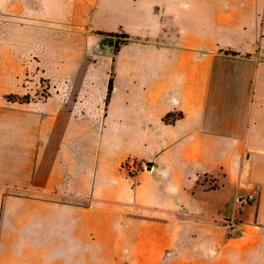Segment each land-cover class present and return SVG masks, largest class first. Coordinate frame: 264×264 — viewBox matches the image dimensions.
<instances>
[{
  "label": "crops",
  "instance_id": "crops-1",
  "mask_svg": "<svg viewBox=\"0 0 264 264\" xmlns=\"http://www.w3.org/2000/svg\"><path fill=\"white\" fill-rule=\"evenodd\" d=\"M193 222L264 264V0H0V264Z\"/></svg>",
  "mask_w": 264,
  "mask_h": 264
},
{
  "label": "rangeland",
  "instance_id": "rangeland-1",
  "mask_svg": "<svg viewBox=\"0 0 264 264\" xmlns=\"http://www.w3.org/2000/svg\"><path fill=\"white\" fill-rule=\"evenodd\" d=\"M46 92L47 87L43 84V89L40 92L42 98L47 96ZM136 214L134 216L139 219L142 225L147 222L150 224L160 223L158 220L144 219L142 215ZM178 218L177 215V220ZM229 224H232V221L216 224L214 232L219 233L223 225ZM192 225H195V222L190 223L183 231L184 236L180 237L181 229L178 224H175L172 227L171 241H168L163 231L158 229L155 230L154 237L142 233L138 237L127 226L123 230L120 243L109 242L107 257L102 260L93 258V264H212L211 253H205L211 251V243L205 241L201 243L194 239L198 228ZM143 229L140 226L139 230L143 231ZM208 230L205 232L206 234L212 231L211 227H208ZM255 231L257 232V229ZM137 237L139 240H136Z\"/></svg>",
  "mask_w": 264,
  "mask_h": 264
},
{
  "label": "built area",
  "instance_id": "built-area-1",
  "mask_svg": "<svg viewBox=\"0 0 264 264\" xmlns=\"http://www.w3.org/2000/svg\"><path fill=\"white\" fill-rule=\"evenodd\" d=\"M123 167L129 174L137 175L141 169H145L147 166L137 160L129 159L127 162H125ZM252 197L253 196H250V198Z\"/></svg>",
  "mask_w": 264,
  "mask_h": 264
},
{
  "label": "trees",
  "instance_id": "trees-1",
  "mask_svg": "<svg viewBox=\"0 0 264 264\" xmlns=\"http://www.w3.org/2000/svg\"><path fill=\"white\" fill-rule=\"evenodd\" d=\"M110 36L112 37V38H114V39H116V38H127L126 36H119V35H114V34H110ZM116 48H118L119 47V42L117 41L116 42Z\"/></svg>",
  "mask_w": 264,
  "mask_h": 264
}]
</instances>
